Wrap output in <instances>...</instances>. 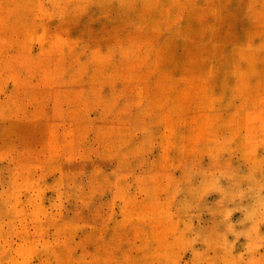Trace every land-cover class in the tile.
Wrapping results in <instances>:
<instances>
[{"label": "rangeland", "instance_id": "374dc122", "mask_svg": "<svg viewBox=\"0 0 264 264\" xmlns=\"http://www.w3.org/2000/svg\"><path fill=\"white\" fill-rule=\"evenodd\" d=\"M0 264H264V0H0Z\"/></svg>", "mask_w": 264, "mask_h": 264}]
</instances>
